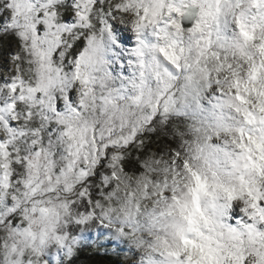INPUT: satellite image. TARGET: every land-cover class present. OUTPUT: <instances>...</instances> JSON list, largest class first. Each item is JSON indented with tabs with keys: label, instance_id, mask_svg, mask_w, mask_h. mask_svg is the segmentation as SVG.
Wrapping results in <instances>:
<instances>
[{
	"label": "snow or ice",
	"instance_id": "obj_1",
	"mask_svg": "<svg viewBox=\"0 0 264 264\" xmlns=\"http://www.w3.org/2000/svg\"><path fill=\"white\" fill-rule=\"evenodd\" d=\"M0 48V264L93 229L136 264H264V0H0Z\"/></svg>",
	"mask_w": 264,
	"mask_h": 264
},
{
	"label": "trees",
	"instance_id": "obj_2",
	"mask_svg": "<svg viewBox=\"0 0 264 264\" xmlns=\"http://www.w3.org/2000/svg\"><path fill=\"white\" fill-rule=\"evenodd\" d=\"M167 145H171L172 147H176V144L169 140L166 136L162 135H153L151 137V140L149 142V153L156 152L157 154L163 153L165 151V147ZM139 156V153H135L133 155V160L136 159V157ZM139 165H136L135 167H130V172H137ZM96 230L93 229L87 234L95 233ZM118 242V241H117ZM122 244V242H118V245ZM116 247H114L115 249ZM91 258L93 259L92 264H117L116 257L114 255H111L109 253H102L94 244L86 243L80 247H78V253L73 256L71 259H65L64 264H89V260L91 261Z\"/></svg>",
	"mask_w": 264,
	"mask_h": 264
},
{
	"label": "clouds",
	"instance_id": "obj_3",
	"mask_svg": "<svg viewBox=\"0 0 264 264\" xmlns=\"http://www.w3.org/2000/svg\"><path fill=\"white\" fill-rule=\"evenodd\" d=\"M193 124V119L190 116L187 117H174L170 121L168 128L162 134V136H166L169 140H172L176 147H172L171 145H167L165 147V151L161 154H157L155 151L148 153V155L154 156L156 158H162L164 160L170 159L168 153L175 150H180L182 152L186 151L188 145H182V140L191 141L193 139L192 135L188 132L189 126ZM179 133H184L183 136L179 135ZM213 143H220V141L215 138L212 141ZM132 264H136V260L132 259Z\"/></svg>",
	"mask_w": 264,
	"mask_h": 264
},
{
	"label": "rangeland",
	"instance_id": "obj_4",
	"mask_svg": "<svg viewBox=\"0 0 264 264\" xmlns=\"http://www.w3.org/2000/svg\"><path fill=\"white\" fill-rule=\"evenodd\" d=\"M129 35H131V34H129ZM132 43L134 44V40L132 41ZM129 46H131V44ZM5 51H6V49L0 48V63L3 62L2 56H3V53ZM97 238H98L97 231L95 233L85 234L84 238L80 240L78 247H80L86 243L94 244L96 246V248H98L100 251H102V253H109L111 255H114V257H116L117 264H132V261H131L132 259H135V260L138 259L139 253H137L136 257L132 256V252L129 251V245L128 244L122 243V244L118 245L117 240L112 239V238H105L104 240L101 241V243L104 246L98 247ZM78 247L76 248L74 253L67 259L73 258V256L78 253ZM114 247H116V248L114 249ZM129 259H131V260H129ZM88 263L89 264L94 263L93 259L91 258V261L89 260Z\"/></svg>",
	"mask_w": 264,
	"mask_h": 264
}]
</instances>
